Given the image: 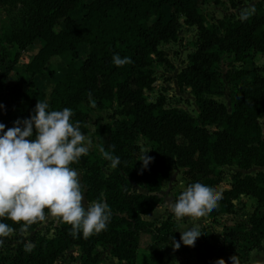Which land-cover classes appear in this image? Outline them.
Listing matches in <instances>:
<instances>
[{
    "label": "trees",
    "instance_id": "1",
    "mask_svg": "<svg viewBox=\"0 0 264 264\" xmlns=\"http://www.w3.org/2000/svg\"><path fill=\"white\" fill-rule=\"evenodd\" d=\"M194 1L22 0V15L11 14L2 23L0 123L5 125V131L17 120L29 119L40 100L48 103L49 111L72 109L71 122H79L85 134L86 114L81 105L90 103L87 94L91 92L96 109L117 107V118L95 122L92 133L98 147L118 156L120 164L113 169L99 151L91 150L70 165L80 172L88 203L104 194L101 202L111 210L105 230L88 238L82 233L74 236L70 225L55 219L50 236L33 232L29 241L19 242L8 252L0 247V264H54L57 256L71 246L80 252L78 264H94L98 247H108L109 255L119 263L137 264L142 233L151 236L144 264H175L173 256L188 249L199 252L203 264H216L219 260L205 238L196 241L194 247L183 245L174 250L172 239L180 242V234L171 212L157 223L145 218L160 202V182L172 163L183 168L185 188L197 182L203 184V178L220 164L233 163L240 170L264 166V64L227 70L226 77L231 82L229 110L212 90L218 81L215 62L221 53L240 63L257 53L264 55V15L217 20L216 25L197 10ZM77 11L78 16L73 17ZM181 24L195 25L197 29L186 63L175 74L176 86L189 88L196 107L194 115L178 106H166L163 94L149 101L143 93L154 81L152 64L168 63L160 45L175 41ZM36 40L40 44L22 68L24 84L12 81L8 73L13 64ZM79 44L86 46V54L75 65ZM114 55L129 57L132 63L117 67L112 62ZM54 56H68L65 71L52 80L45 100L39 99L35 96L34 77L45 72L47 62ZM139 137L148 142L152 154L151 162L140 171ZM177 137L185 142L180 143ZM103 166L108 170L105 174ZM134 185L144 191H137ZM214 189L222 199L211 215L233 213L240 195L255 199V207L247 216V229L237 239V251L232 254L240 264L251 250L263 248L264 171L256 177L235 172L228 188ZM182 191L173 193V202ZM0 222L16 230L20 227L7 219ZM34 227L33 224L27 232ZM228 238L237 236L229 232ZM225 264L233 262L229 258Z\"/></svg>",
    "mask_w": 264,
    "mask_h": 264
},
{
    "label": "rangeland",
    "instance_id": "2",
    "mask_svg": "<svg viewBox=\"0 0 264 264\" xmlns=\"http://www.w3.org/2000/svg\"><path fill=\"white\" fill-rule=\"evenodd\" d=\"M22 0H0V28L2 23L6 22L7 17L12 15L20 17L23 13V5L20 4ZM197 10L209 21L217 25V20H236L241 19L243 14L249 15H264V0H220L214 3L212 0H195ZM78 11L73 13L72 16H78ZM9 21V20H8ZM220 32L219 28H216ZM177 37L175 41L168 42L167 44L160 45V50L163 51L164 56L168 63L152 64V76L154 81L149 90H144V95L147 100L153 101L157 95L163 94L166 99V106H178L182 108L189 115H194L196 107L193 103V98L190 95L189 88L182 86L178 88L175 84L176 72L186 63V55L192 50L193 42L197 35L196 26H186L181 24L178 28ZM1 36V30H0ZM40 41L36 40L33 44L23 50L16 62L12 66V70L8 75L12 81L19 84H24V75L22 68L27 61V58L36 50ZM86 54V46L79 44L77 46V59L74 64L77 65L80 59ZM68 56H54L47 62L46 70L43 74L34 77L36 86L35 96L39 99L45 100L46 93L49 90L50 83L60 76L66 68L65 62ZM264 64V55L257 53L251 60H246L243 63L233 62L231 55L221 53L215 62V69L218 76V81L212 87L214 97L224 103L227 110H229L228 94L231 89V82L226 77L227 70L232 68H239V66L252 68L253 66H261ZM82 110L86 114V133L87 137L92 140V146L89 151H99L97 137L92 133L95 127V122H112L117 118V107L110 110H98L92 108L90 103L82 104ZM262 135L264 136V123H261ZM180 143H184L182 137H177ZM137 144L140 147V155L137 159V170L143 168V162L140 161L141 157L147 154L151 157V151L148 142L143 138L137 139ZM183 168L177 167L175 163L169 165L168 173L160 182V202L154 209L145 216L146 219L153 223L159 222L168 213H170L167 205L173 202V193L177 190H182L180 185L186 184V179L182 173ZM218 172H216V171ZM208 173L203 178V184L211 188H228L231 184V176L235 172L243 174H250L254 177L257 176L259 171H264L263 167L252 166L247 170L238 169L233 163H225L217 165L216 169ZM78 175L80 177V172ZM108 170L103 166L102 174L107 173ZM137 191H142L140 187L134 185ZM144 191V190H143ZM85 204L88 203L85 200ZM159 206V207H158ZM255 207V199L252 196L240 195L234 207V212L230 214H208L195 221H189V218H184L181 222L177 223V232L181 235L180 231L187 230V228L197 225L202 235L196 240L201 241L203 238L208 240L215 249V255L218 259L226 261L232 254L237 251V244L241 233L247 229V216L252 212ZM47 217V214H46ZM55 223V218L47 217L44 221L34 224V229L30 232H25L23 235L16 232L4 240L1 247L4 252H8L10 247H16L21 241H29L33 232H39L45 236H50L51 229ZM229 232L236 234L237 238L231 240L228 238ZM18 238V239H17ZM151 241V236L147 233H142L139 238L137 247L136 263L144 264L146 261V246ZM264 244V241H263ZM181 246L183 243L181 242ZM169 251V250H168ZM95 252L99 255L94 264H124L117 262L108 253V247L96 248ZM261 255V254H260ZM175 264H203L201 254L193 249H188L181 254L173 256ZM81 260L80 252L75 246L69 247L66 251L57 256L54 264H78ZM246 260V259H245ZM242 260L240 264H250ZM251 264H264V255L254 257Z\"/></svg>",
    "mask_w": 264,
    "mask_h": 264
},
{
    "label": "clouds",
    "instance_id": "3",
    "mask_svg": "<svg viewBox=\"0 0 264 264\" xmlns=\"http://www.w3.org/2000/svg\"><path fill=\"white\" fill-rule=\"evenodd\" d=\"M246 18L247 14L241 17ZM112 62L117 67L132 63L131 58L119 55H114ZM87 95L90 106L95 108L91 92ZM48 109V103L38 100L29 119L17 120L7 131L0 123V219L20 225L19 233L23 235L33 224L52 217L70 225L72 235L82 233L88 238L105 230L111 217L109 206L101 202L103 193L101 199L85 204L78 172L70 167L88 155L92 140L81 132L79 122H71L72 109ZM99 152L111 162L113 169L120 164V158L102 146ZM140 161L146 168L151 157L145 154ZM180 187L183 189L181 194L167 205L177 223L184 218L191 222L208 215L222 199L220 192L199 182L186 188L181 184ZM15 232V228L0 222V247L4 239ZM180 233V242L172 239L174 250H179L181 242L184 246L194 247L202 235L197 225ZM230 259L233 264H238L236 256ZM216 264H225V261L219 259Z\"/></svg>",
    "mask_w": 264,
    "mask_h": 264
},
{
    "label": "crops",
    "instance_id": "4",
    "mask_svg": "<svg viewBox=\"0 0 264 264\" xmlns=\"http://www.w3.org/2000/svg\"><path fill=\"white\" fill-rule=\"evenodd\" d=\"M263 241H262V247L263 248L261 250H251L249 252L248 256L245 258L246 260L244 259L245 262H248V263L251 264V263H253L254 257H260L261 255H264V244H263Z\"/></svg>",
    "mask_w": 264,
    "mask_h": 264
}]
</instances>
